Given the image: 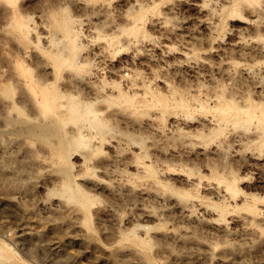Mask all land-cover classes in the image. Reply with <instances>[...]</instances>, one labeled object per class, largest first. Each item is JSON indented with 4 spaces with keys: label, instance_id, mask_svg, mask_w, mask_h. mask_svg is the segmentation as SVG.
<instances>
[{
    "label": "rangeland",
    "instance_id": "1",
    "mask_svg": "<svg viewBox=\"0 0 264 264\" xmlns=\"http://www.w3.org/2000/svg\"><path fill=\"white\" fill-rule=\"evenodd\" d=\"M107 1L112 23L81 26L84 43L112 37L97 61L119 94L92 105L97 122L16 100L3 82L21 54L0 6V264H264V121L225 116L212 96L264 105V0H139L137 31L132 1ZM12 6L32 20L87 13L67 0ZM180 97L184 108L171 104Z\"/></svg>",
    "mask_w": 264,
    "mask_h": 264
},
{
    "label": "bare ground",
    "instance_id": "2",
    "mask_svg": "<svg viewBox=\"0 0 264 264\" xmlns=\"http://www.w3.org/2000/svg\"><path fill=\"white\" fill-rule=\"evenodd\" d=\"M12 1L1 0L0 6L5 23L11 25L12 36L18 41L16 49L21 54V61L15 67L5 69L3 83H12V90L18 89L19 91L16 100L25 102L31 107L65 108L77 115L78 118L84 117L97 122V118L94 117L97 115V110L92 108V105L100 100H111L119 94L118 91L100 84L101 68L97 61V59L99 60L104 56H110L108 52L112 37H99L95 41L84 43L81 26L83 23H94L91 18H94L96 23L105 25L112 23L107 13L109 2L107 0H94L92 2L67 0L78 8L87 11L84 19L75 18L64 10H52L45 18L37 13V20H32L27 15L14 12ZM131 1V6L137 11L131 16L130 23H132V26L129 27V30L137 31V25L142 21L146 10L142 9L139 0ZM90 26L92 25L90 24ZM126 41L127 39L124 42ZM25 57L30 58V61L27 62ZM32 66L35 72L31 73ZM198 66H207V62L200 60V62L195 61L188 65L192 69H196ZM226 76L232 77L230 73H226ZM213 94L212 96L218 102L217 105L226 113L225 116L231 115V118L242 123H246L254 117L264 121L263 104L245 103L244 99H241V104H239L231 99H222L216 93ZM156 98H152L151 104L157 101H161L164 107L170 104L164 99ZM125 103L133 105L132 99L129 98L125 100ZM80 104L85 106L82 111L78 110ZM171 104L180 108L186 106V102L181 97L175 99ZM255 109L259 112H255ZM156 119L155 115H149L143 122L145 125L150 126L156 124ZM84 128L85 124L79 123L71 132L74 137L83 139L85 136ZM235 136L237 140H240L242 135L237 134ZM213 150L216 151L217 147H214ZM146 172L154 178L152 167L146 166ZM224 186L230 191L236 189L233 179L225 181ZM119 188V185H115L111 190L114 194H117ZM214 191L218 193L219 189L216 188ZM193 204L194 199L189 197L188 194L182 195L178 202L180 211L190 219L195 217L192 209ZM256 229L255 226L248 228L249 233ZM28 235L30 234L28 233ZM125 235L133 237L134 234L129 232ZM31 241L34 242L30 240V243ZM32 245H35V243ZM129 250L122 249L117 253L125 256L130 253Z\"/></svg>",
    "mask_w": 264,
    "mask_h": 264
}]
</instances>
